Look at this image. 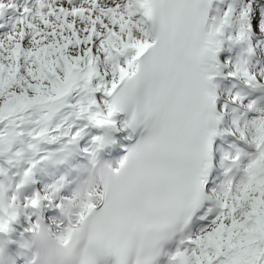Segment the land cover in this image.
<instances>
[{"label": "snow or ice", "instance_id": "1", "mask_svg": "<svg viewBox=\"0 0 264 264\" xmlns=\"http://www.w3.org/2000/svg\"><path fill=\"white\" fill-rule=\"evenodd\" d=\"M0 264H264V0H0Z\"/></svg>", "mask_w": 264, "mask_h": 264}]
</instances>
